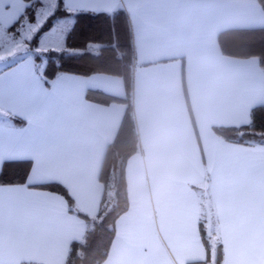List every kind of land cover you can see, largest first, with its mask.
I'll return each instance as SVG.
<instances>
[{
    "label": "crops",
    "instance_id": "crops-1",
    "mask_svg": "<svg viewBox=\"0 0 264 264\" xmlns=\"http://www.w3.org/2000/svg\"><path fill=\"white\" fill-rule=\"evenodd\" d=\"M64 5L93 13L122 7L131 22L139 150L126 162L129 209L116 221L103 264L203 262L201 194L217 215L223 264H264V147L230 143L214 132L247 125L252 109L264 106L258 59L225 56L218 43L229 29L264 28L258 0ZM26 7L24 0H0V29L13 26ZM6 66L0 68V169L5 161L32 167L26 184H0V264H65L86 222L65 198L37 185L61 184L78 212L98 213L99 174L127 105L97 103L87 94L125 99L124 83L106 74L62 73L47 86L30 58Z\"/></svg>",
    "mask_w": 264,
    "mask_h": 264
},
{
    "label": "trees",
    "instance_id": "trees-1",
    "mask_svg": "<svg viewBox=\"0 0 264 264\" xmlns=\"http://www.w3.org/2000/svg\"><path fill=\"white\" fill-rule=\"evenodd\" d=\"M24 1L27 3L25 12L5 32L19 34V29L25 24L34 23L38 11L44 8L42 0ZM258 2L264 10V0ZM64 18L72 21L65 37V50L36 51L40 36L51 30L57 20ZM218 43L223 55L240 59L255 57L264 71V28L229 29L219 34ZM31 44L35 51L23 54L21 60L28 57L24 55L30 54L37 73L47 86L62 73L83 76L106 74L120 77L124 83L127 95L125 99L99 90H90L87 94L89 100L97 103L120 101L127 105L116 137L107 147L99 174L103 194L98 213L90 216L78 212L73 199L61 184L37 185V188L65 198L70 212L76 213L86 222L85 235L81 241L71 244L65 264H103L115 238L116 221L129 209L126 162L139 150V135L132 103L135 57L130 18L122 7L111 13L70 12L65 8L64 0H57L54 12L38 29ZM67 53L69 55H66ZM21 60L11 62L4 69ZM11 119L17 124H23V121L15 117ZM214 132L230 143L264 147V106L252 109L247 125L216 127ZM31 165L30 161H5L0 169V184H26ZM204 195L201 194L200 233L206 259L195 264H223L224 248L217 215L209 195Z\"/></svg>",
    "mask_w": 264,
    "mask_h": 264
},
{
    "label": "rangeland",
    "instance_id": "rangeland-1",
    "mask_svg": "<svg viewBox=\"0 0 264 264\" xmlns=\"http://www.w3.org/2000/svg\"><path fill=\"white\" fill-rule=\"evenodd\" d=\"M57 0H52L44 8L38 11V17L32 24L21 27L19 34L7 33L0 29V68L7 64L21 60L23 54L35 51L31 41L38 29L46 22L48 17L54 12ZM71 19L57 20L54 27L43 33L37 43L38 52L49 50H65V37L71 27ZM18 33V32H17ZM31 44V45H30ZM30 55V54H29ZM29 55L27 58L32 59Z\"/></svg>",
    "mask_w": 264,
    "mask_h": 264
},
{
    "label": "water",
    "instance_id": "water-1",
    "mask_svg": "<svg viewBox=\"0 0 264 264\" xmlns=\"http://www.w3.org/2000/svg\"><path fill=\"white\" fill-rule=\"evenodd\" d=\"M66 55H69V53H67Z\"/></svg>",
    "mask_w": 264,
    "mask_h": 264
}]
</instances>
